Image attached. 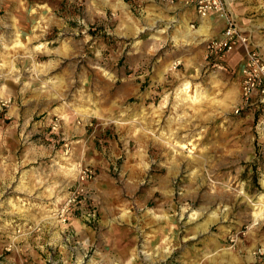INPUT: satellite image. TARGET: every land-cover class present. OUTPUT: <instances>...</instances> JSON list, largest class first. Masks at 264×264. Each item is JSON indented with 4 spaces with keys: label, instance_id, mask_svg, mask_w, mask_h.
Wrapping results in <instances>:
<instances>
[{
    "label": "rangeland",
    "instance_id": "rangeland-1",
    "mask_svg": "<svg viewBox=\"0 0 264 264\" xmlns=\"http://www.w3.org/2000/svg\"><path fill=\"white\" fill-rule=\"evenodd\" d=\"M154 11L0 0V264L264 262V105L235 112L227 71L182 73Z\"/></svg>",
    "mask_w": 264,
    "mask_h": 264
},
{
    "label": "crops",
    "instance_id": "crops-1",
    "mask_svg": "<svg viewBox=\"0 0 264 264\" xmlns=\"http://www.w3.org/2000/svg\"><path fill=\"white\" fill-rule=\"evenodd\" d=\"M143 1L157 8L151 17L159 22L161 30L172 29L171 34L163 41L174 48L176 58L181 59L182 73L200 70L206 64L205 44L208 40L221 35L225 27L224 19L216 13H209L208 16L200 18L188 0ZM224 1L227 10L244 35L248 37L251 46L264 55V0ZM242 60L243 50L241 48L235 49L225 60L228 75L235 77V79L232 78L236 83L234 88H240ZM159 76L164 77L162 74ZM260 243H264V228L262 231L259 228ZM259 264H264V262L259 260Z\"/></svg>",
    "mask_w": 264,
    "mask_h": 264
},
{
    "label": "built area",
    "instance_id": "built-area-1",
    "mask_svg": "<svg viewBox=\"0 0 264 264\" xmlns=\"http://www.w3.org/2000/svg\"><path fill=\"white\" fill-rule=\"evenodd\" d=\"M170 1V0H169ZM195 8L200 18L216 13L225 21V27L221 35L208 40L205 44L206 64L212 68L227 71L225 64L227 56L237 48L243 50V60L240 69L241 84L239 103L235 112L251 106L264 105V58L251 46L249 39L244 35L233 16L226 8L224 0H188ZM93 172L85 168L80 171L78 183L67 196L66 201L60 209L62 221L70 219L75 212H84L83 207L87 204L89 196L85 183L91 178ZM89 218L94 213L86 211ZM259 256H264V246L259 248Z\"/></svg>",
    "mask_w": 264,
    "mask_h": 264
},
{
    "label": "bare ground",
    "instance_id": "bare-ground-1",
    "mask_svg": "<svg viewBox=\"0 0 264 264\" xmlns=\"http://www.w3.org/2000/svg\"><path fill=\"white\" fill-rule=\"evenodd\" d=\"M160 38V36L159 35H156L155 36V39H159ZM145 130V129H144ZM167 132V131H166ZM173 132V131H172ZM168 133V132H167ZM170 134V136H171V134L172 133H169ZM148 135V134H147ZM166 135V134H165ZM160 136H162V135H160ZM160 138H162V137H160ZM164 138H166V137H164ZM169 139V138H168ZM168 139H166V140H168ZM172 143V142H171ZM162 145V144H161ZM196 158V157H195ZM181 159V158H180ZM173 160V159H172ZM197 160H199V159H197ZM181 161V160H180ZM192 161V160H191ZM199 161H203V160H199ZM180 163V162H179ZM198 164V163H197ZM201 164V163H200ZM202 165H203V163H202ZM174 166V165H173ZM177 168V167H176ZM190 168V167H189ZM174 170V169H173ZM192 171H195V170H192ZM168 172V171H167ZM171 172V171H170ZM159 183L160 184H165V181H166V177H164V176H161V177H159ZM158 183V182H157ZM169 184V183H168ZM163 186V185H162ZM166 188H167V186H166ZM256 217H259V213H257L256 214Z\"/></svg>",
    "mask_w": 264,
    "mask_h": 264
}]
</instances>
